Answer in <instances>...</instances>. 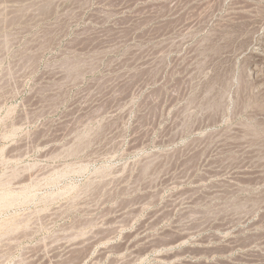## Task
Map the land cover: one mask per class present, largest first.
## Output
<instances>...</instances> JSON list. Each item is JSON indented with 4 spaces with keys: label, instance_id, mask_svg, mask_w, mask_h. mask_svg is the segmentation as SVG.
<instances>
[{
    "label": "rangeland",
    "instance_id": "1",
    "mask_svg": "<svg viewBox=\"0 0 264 264\" xmlns=\"http://www.w3.org/2000/svg\"><path fill=\"white\" fill-rule=\"evenodd\" d=\"M0 264H264V0H0Z\"/></svg>",
    "mask_w": 264,
    "mask_h": 264
}]
</instances>
